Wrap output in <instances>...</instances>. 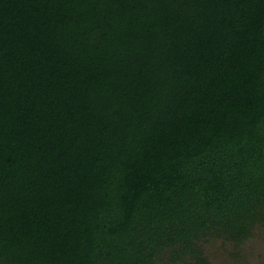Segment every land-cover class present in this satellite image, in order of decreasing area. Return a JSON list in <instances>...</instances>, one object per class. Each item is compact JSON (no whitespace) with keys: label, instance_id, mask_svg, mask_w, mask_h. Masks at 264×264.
Here are the masks:
<instances>
[{"label":"trees","instance_id":"16d2710c","mask_svg":"<svg viewBox=\"0 0 264 264\" xmlns=\"http://www.w3.org/2000/svg\"><path fill=\"white\" fill-rule=\"evenodd\" d=\"M264 224V0H0V264H205Z\"/></svg>","mask_w":264,"mask_h":264},{"label":"rangeland","instance_id":"374dc122","mask_svg":"<svg viewBox=\"0 0 264 264\" xmlns=\"http://www.w3.org/2000/svg\"><path fill=\"white\" fill-rule=\"evenodd\" d=\"M205 264H264V224L255 227L253 235L242 243L226 238L203 242ZM156 264H192L190 258L172 263L163 257Z\"/></svg>","mask_w":264,"mask_h":264}]
</instances>
